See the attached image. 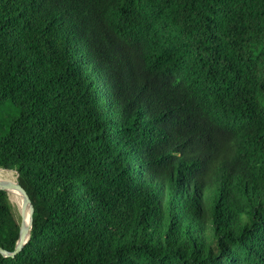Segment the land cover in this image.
Instances as JSON below:
<instances>
[{"label": "trees", "instance_id": "obj_1", "mask_svg": "<svg viewBox=\"0 0 264 264\" xmlns=\"http://www.w3.org/2000/svg\"><path fill=\"white\" fill-rule=\"evenodd\" d=\"M0 167V264H264V0H0Z\"/></svg>", "mask_w": 264, "mask_h": 264}, {"label": "water", "instance_id": "obj_2", "mask_svg": "<svg viewBox=\"0 0 264 264\" xmlns=\"http://www.w3.org/2000/svg\"><path fill=\"white\" fill-rule=\"evenodd\" d=\"M5 171H10L13 172L14 174V181L11 180H5L0 178V190H3L6 192L8 196V191L12 190L17 192L21 198L23 199V208L29 207V219H28V224L24 220V213L23 211H19V234L18 238L14 247V250L12 252L6 251L0 247V254L3 257H9V258H14L26 245V243L29 240L30 237V232H31V226H32V214H33V208L31 201L26 193V191L21 187V185L17 181V174L10 169L0 167V173L5 172ZM8 200L10 202L9 196Z\"/></svg>", "mask_w": 264, "mask_h": 264}, {"label": "bare ground", "instance_id": "obj_3", "mask_svg": "<svg viewBox=\"0 0 264 264\" xmlns=\"http://www.w3.org/2000/svg\"><path fill=\"white\" fill-rule=\"evenodd\" d=\"M0 174H4L9 180L14 181L13 172L5 171V172H1ZM8 179H5V180H8ZM8 196H9V199H11V201L13 202V204L17 207V209L19 211H23L24 220L28 224L29 212L27 210V207L23 208V199L21 198V196L17 192L12 191V190L8 191Z\"/></svg>", "mask_w": 264, "mask_h": 264}, {"label": "rangeland", "instance_id": "obj_4", "mask_svg": "<svg viewBox=\"0 0 264 264\" xmlns=\"http://www.w3.org/2000/svg\"><path fill=\"white\" fill-rule=\"evenodd\" d=\"M13 175H14V174H13ZM0 178H2V179H8V178L6 177V175H4V174H0ZM8 180H9V179H8ZM10 203H11L12 210H13V212H14L15 218L19 221V220H20L19 210H18L17 207L13 204V202L11 201V199H10Z\"/></svg>", "mask_w": 264, "mask_h": 264}]
</instances>
